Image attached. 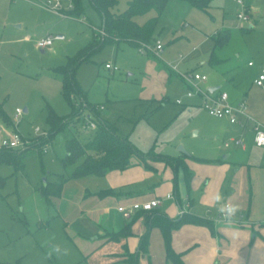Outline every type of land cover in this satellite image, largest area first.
Returning <instances> with one entry per match:
<instances>
[{
    "label": "rangeland",
    "instance_id": "1",
    "mask_svg": "<svg viewBox=\"0 0 264 264\" xmlns=\"http://www.w3.org/2000/svg\"><path fill=\"white\" fill-rule=\"evenodd\" d=\"M80 1V16L62 17L25 0H0V125L10 128L12 121L21 135L28 136L36 126L49 131L45 121L49 107L59 116L70 114L73 107L62 91L61 70L69 57L80 54L81 61L71 68L74 67V77L87 100L75 101V117L79 116L75 125L81 131V139L90 133L82 127L85 121L82 115L88 113L85 103L103 104L98 114L108 116L140 151L149 154L145 159L133 154L130 166L151 171L154 178L149 182L143 180V184L152 187L150 191L155 197H164L167 191L171 193L163 209L174 217L179 210L172 183L175 172L170 164L154 156L183 158L189 172V192L198 203L202 187L211 178L207 169L218 164L214 157L224 149L222 140L236 133L235 125L199 106L198 95L186 96L187 86L179 73L205 74V83L227 92L233 104L244 99L247 111L264 123V86L253 82L264 66V0H242L251 21L236 16L240 6L234 0H209L205 10L193 6L189 0H168L158 16L151 40L154 43L159 39L163 45L161 50L140 52L138 46L126 42H120L119 47L107 42L87 58L83 55L88 51H81L92 38L89 22L100 27L102 19L89 0ZM62 4L65 8L68 2L62 0ZM126 5L127 0H119L115 9L122 11ZM153 15L154 11L150 10L134 19L142 23ZM49 31L63 34L64 39L44 49L38 48L34 39ZM224 31L229 33L228 39L222 45L213 46L210 35ZM24 33L30 36L29 40L22 38ZM106 62L115 64L117 70L106 68ZM205 83L201 88H207ZM161 97L166 100L156 101ZM16 107L22 114L14 121ZM70 126L71 122L49 139L51 146L46 153L40 154L30 147L21 167L0 162V264H128L127 253L135 257L134 264H165L162 233L163 250H157L159 247L155 248L149 236L150 229L156 226L143 231L148 233L146 253L137 252V247L127 250L124 237L120 241L108 239L96 244L99 238L90 230L97 216L86 208L87 188L106 189L114 182L118 184L112 188L128 189L141 185L142 179L121 186L124 177L119 169L108 171L103 177L68 178L62 187V198H52L50 202L44 199L38 187L55 181L57 176L67 177L72 170L60 162L66 153L65 139L73 135ZM180 146L185 151L179 150ZM262 150L254 147L252 151L259 155ZM184 184L183 171L179 168L176 186L181 200L186 194ZM115 199L108 201L106 207L107 218L111 220L117 217V204L126 206V202L118 203ZM257 203L255 199L250 202L253 217L263 215L257 212L264 209V201L261 206ZM206 205L208 212L217 211L213 203ZM254 222V229L264 227V223L259 226L258 221ZM253 244L249 239L238 252L249 254ZM170 245L173 248L172 235ZM57 246L61 249L59 254L55 252ZM232 257L213 258L210 264L233 263L236 258ZM244 261H248L245 264L263 263L257 258Z\"/></svg>",
    "mask_w": 264,
    "mask_h": 264
},
{
    "label": "crops",
    "instance_id": "2",
    "mask_svg": "<svg viewBox=\"0 0 264 264\" xmlns=\"http://www.w3.org/2000/svg\"><path fill=\"white\" fill-rule=\"evenodd\" d=\"M25 1H27L28 3L34 6L42 7L39 4H33L28 0ZM66 10H68L66 7L62 9L64 13ZM237 11H239V9L236 10V13ZM60 16L70 17L67 14L65 15L60 14ZM249 21H251V17ZM89 24L92 26V30H99L98 27L94 26L90 22ZM17 26L20 27L21 25L17 24ZM53 33H58V32L49 31L46 32L45 34L39 35L36 38L44 37L46 35ZM22 38L29 40L30 36L24 33ZM56 41H61V40H56ZM212 41H213L212 45L215 46L213 39ZM191 49L195 50V47L192 46ZM249 62L251 61H248L247 64L251 65L249 64ZM182 81L184 85L187 86L183 79ZM205 82H203L202 84H204ZM205 84L207 85L206 89H208L209 91H222V90H217L218 87L215 85L207 84V83ZM199 99L200 102L198 105L200 106L201 98L199 97ZM165 100L166 99H164L163 97L156 99V101L158 102H163ZM101 105L103 106V104ZM23 110L26 111V108H23ZM102 116L110 120L108 116L106 115H102ZM222 119L228 121L227 118H222ZM228 123L230 122L228 121ZM233 125H235L236 127V133L222 140V147L224 149L218 152L219 153L218 156L214 157V160H217L218 164L209 165V168L207 169L208 170L207 173L209 174V176H211V178L206 181L207 186L202 187L198 203L195 201L196 198L190 195L189 178L187 179L188 180L187 186L186 184H184L186 188L185 197L182 200L179 198L177 194L178 190L176 186V177L174 173L172 183L174 185V191L177 194V195L175 194V196L177 197V202L179 203L178 213L174 217H176L178 214H182L183 212H187L190 214L208 218L209 220L212 221L214 226V234H211L209 230L206 228V226L192 224V223L181 224L180 226H178L177 228L171 231L173 249L176 252H182V258L186 264H210L213 258L231 257V255H233L232 258H236V259L233 261V263L226 262V264H245L246 262H248V261H244L246 260V258L249 259L257 258L261 260L260 262H263L260 264H264V227H260L258 230L253 228V224L255 223L254 222L255 220L258 221L257 224L259 226L262 225V223H264V209L262 207V210L257 212L259 214H263L257 217H253L254 214L250 212V207H251L250 202H252L253 199L259 201V203H257L258 206H261L262 202L264 201V150H262V152H260L259 155L255 154L252 151L254 147L264 148V146L255 145L253 141V131H252L251 123L248 122L246 128L244 129L240 128L237 124H233ZM230 138H240L243 144L238 145L235 144L233 141H230L229 145L225 146L223 142L229 140ZM133 162L136 163L137 161L134 160ZM135 165H139V163H136ZM137 167L138 166L129 165L127 168L121 170V172L123 173L122 177H124L123 182L122 180L120 181L121 186L134 184L132 183L133 180L142 179L141 185H145V187L141 188L139 187L141 185H139L136 187L135 186L130 187L128 189L122 187H119L117 189L116 187L112 188L111 186L117 185L118 183H114L111 181L112 182L110 184L111 186L107 188H111L112 193L108 195H104V196L97 195V192L100 189H94L95 187L90 188L91 190L89 188L85 190L84 196L89 197L86 208L93 216L95 215V213L97 216L96 218L97 220H95V223H92L93 225L92 228L90 229L92 232L96 233L97 236L96 238H99L94 243L97 244V242H104L105 240H108V238L105 237L106 233L118 231L119 229L122 228V226L126 223V221L136 213L134 212L135 210L130 212L118 210V206H123L122 203H120L117 204L116 207L118 212L117 217L112 218L111 220L107 218L109 217L108 214L109 212H107L106 210V207L109 206L107 205L108 201L111 200L113 201L115 198H117L115 200L118 203L121 201L126 202L125 204L127 207L130 205V202H142L155 198L153 191H150L152 187L149 186L148 183L143 184V180L147 182L149 179L154 178L153 176H151V171L150 172L141 171ZM89 176L90 175L83 176L80 178H74V179H83V178L86 179V177ZM103 176L104 175L98 177H103ZM63 184H65V182ZM63 186L64 185H62V187ZM62 192H63V188H61V192L59 196H55L52 198H59V199L62 198ZM217 192H222L230 203H235L240 206V210L239 212H237L238 214H236L233 218L231 219L222 218L221 214L218 213L217 211L213 213L212 211L208 212L205 209L208 206L206 204L213 203V196ZM167 194L171 195V193L167 191L164 197L157 196L158 198H161L162 203L158 207H156V209L163 212L168 217L174 218L168 215L166 211L163 209V203L171 198V196L167 197L166 196ZM202 205L204 206V209ZM76 210L78 211L79 209L76 208ZM180 211L183 212L180 213ZM260 217H262V219H260ZM246 224L247 225L250 224L251 227H247ZM145 228H146V223L144 216L142 214L138 215L135 219V222L131 225L132 233L124 237V241H126L124 243H126L128 248L127 250L131 251L135 247L138 248L139 237L143 234ZM159 231L160 229L158 227H153L149 231L150 232L149 236H150V240H153V242L156 244L155 248L159 247L157 248V250L160 248L161 250H163V248L161 247V241H162L161 231L160 232ZM121 239L119 238L118 240L120 241ZM249 239H251V241H253L254 243L250 253L249 254H245L244 252L239 253L238 250L242 248L245 244H247ZM254 246L258 247V249L256 250ZM165 264H173V263L166 259Z\"/></svg>",
    "mask_w": 264,
    "mask_h": 264
},
{
    "label": "trees",
    "instance_id": "3",
    "mask_svg": "<svg viewBox=\"0 0 264 264\" xmlns=\"http://www.w3.org/2000/svg\"><path fill=\"white\" fill-rule=\"evenodd\" d=\"M89 1L101 16L102 25L98 29L102 30L103 34L93 30L91 40L81 51V53L86 50L88 51L83 55V58H87L91 52L99 49L107 42L115 43L116 47L119 46L120 42H126L133 46H138L141 42H152L151 40L158 16L161 14L168 0H127V5L122 11L115 9L119 0ZM189 1L193 6L205 10L209 0ZM150 10L154 11V15L148 17L142 23H138L134 19L136 16L145 14ZM65 14L73 17L80 16L82 14L81 1L72 0V7L66 10ZM211 37L214 40V45L219 46L228 39L229 33L227 31L216 32ZM80 61V54L69 57L66 67L61 70L63 74L62 91L65 98L73 107V111L68 115L59 116L49 107L45 117V121L49 126L48 137L41 138V142L31 145V148H34V150L42 154V144L49 141L57 132L65 129L69 122H71L70 127L73 130V135L65 139L64 145L66 153L60 159V162L64 167H71L72 170L67 177L60 178L57 176L55 181L47 182L45 185L38 187V190L47 202H50L52 197L60 195L62 185L68 178H80L87 175L102 176L110 170H123L127 168L130 165V157L133 154L138 155L142 159L149 156L148 153L140 151L128 138V135L121 133L112 121L99 115L98 112L100 109H96L95 106H89L87 102L84 107L90 109L92 113L90 116L96 125L94 129L89 130L90 133L86 139H81V131L75 125L79 116L75 117L77 112L74 113V111L76 99H85V96L84 91L79 87L73 74L74 67ZM71 66L74 67L71 68ZM69 118L71 119L69 120ZM29 149H0V162L12 164L15 168L21 167L22 160ZM154 157L163 159L165 163L170 164L175 172V177L177 170L181 168L187 186L189 172L182 157L164 154L159 156L155 155ZM110 193H112L111 188H107L99 190L97 195L104 196ZM141 214L144 216L147 228L156 226L160 229L165 244V257L173 264H186L182 258V252H176L170 245V235L173 229L184 223H192L206 226L210 232L214 233L213 223L208 218L187 212L171 218L156 208H153L138 210L121 229L116 232H108L105 234V237L118 240L120 237H126L131 234V224ZM147 235L148 233L145 232L139 237L137 252H147ZM127 255H129L126 258L128 264H134L135 257L128 253Z\"/></svg>",
    "mask_w": 264,
    "mask_h": 264
},
{
    "label": "built area",
    "instance_id": "4",
    "mask_svg": "<svg viewBox=\"0 0 264 264\" xmlns=\"http://www.w3.org/2000/svg\"><path fill=\"white\" fill-rule=\"evenodd\" d=\"M33 4H39L40 6L50 9L56 13L64 14L62 11L63 4L62 0H28ZM68 2L66 8L70 9L72 7V0H66ZM239 6L240 9L237 11L236 16L243 21H249L250 15L247 13L245 5L242 0H234ZM100 31L103 34L102 30ZM64 39V35L60 33H53L46 35L44 37H39L35 39V45L38 48L44 49L47 46H50L56 40ZM162 49V44L159 40L152 42H141L138 45V50L140 52L152 51L156 53L158 50ZM252 62H249L251 64ZM106 68H111L117 70V66L110 63H105ZM184 82L187 85L186 96L190 97L193 95H198L201 98L200 106L205 108L206 111L215 117L218 118H227L230 123L237 124L240 128H246L247 123H251L253 131V141L257 146H264V124L254 117H252L247 112V105L244 99L236 102L235 104L231 103L228 99V94L225 91H209L208 89L201 88V84L206 81L207 77L205 74L199 72H184L179 73ZM254 83L258 86H264V66H262L253 80ZM177 104H181L180 99H176ZM96 109H102L103 106L95 105ZM87 114H83L84 123L83 128L94 129L95 121L90 116L92 113L90 109H87ZM22 110L19 107L14 109L13 120L17 121L21 116ZM12 127L6 128L0 125V149H29L31 145L41 142V138H47L48 132L44 129L42 130L39 126H36L33 130V134L28 136L21 135L15 128L13 122ZM230 141H233L235 144L242 145V140L240 138H230L229 140L224 141V145L228 146ZM51 146V142L47 141L41 147V151L46 153ZM170 197V194L166 195ZM162 203L161 198L155 197L142 202H132L129 206H118V210L130 212L133 210H148L158 207ZM183 211H180L182 213ZM222 218H225L221 215Z\"/></svg>",
    "mask_w": 264,
    "mask_h": 264
},
{
    "label": "clouds",
    "instance_id": "5",
    "mask_svg": "<svg viewBox=\"0 0 264 264\" xmlns=\"http://www.w3.org/2000/svg\"><path fill=\"white\" fill-rule=\"evenodd\" d=\"M213 204L216 206V210L226 219L233 218L240 210V206L235 203H230L222 192H217L213 196ZM55 252L59 254L61 249L59 246L55 248Z\"/></svg>",
    "mask_w": 264,
    "mask_h": 264
},
{
    "label": "water",
    "instance_id": "6",
    "mask_svg": "<svg viewBox=\"0 0 264 264\" xmlns=\"http://www.w3.org/2000/svg\"><path fill=\"white\" fill-rule=\"evenodd\" d=\"M212 90V89H211ZM179 150H181V151H185L181 146L179 147Z\"/></svg>",
    "mask_w": 264,
    "mask_h": 264
}]
</instances>
